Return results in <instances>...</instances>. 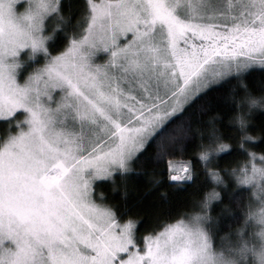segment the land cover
Listing matches in <instances>:
<instances>
[{"label":"snow or ice","instance_id":"snow-or-ice-1","mask_svg":"<svg viewBox=\"0 0 264 264\" xmlns=\"http://www.w3.org/2000/svg\"><path fill=\"white\" fill-rule=\"evenodd\" d=\"M62 10L61 0H0V264H264V156L217 167L232 147L226 135L244 151L258 138L249 133L264 89L253 92L247 74L264 69V0H84L78 31L53 54L49 22L66 31ZM37 54L43 62L19 80ZM226 78L235 83L218 97L230 130L220 110L194 126L186 110ZM193 137L200 179L213 187L199 211L141 244L136 221H122L95 182L115 190L153 141L159 161ZM166 170L176 186L200 175L191 160L170 158ZM238 185L251 194L241 225L225 233L233 237L225 256L213 251L217 220L207 209Z\"/></svg>","mask_w":264,"mask_h":264},{"label":"trees","instance_id":"trees-1","mask_svg":"<svg viewBox=\"0 0 264 264\" xmlns=\"http://www.w3.org/2000/svg\"><path fill=\"white\" fill-rule=\"evenodd\" d=\"M63 6V16L67 20V30L62 31L61 28L54 30L52 37L47 41L50 49L55 52L62 50L66 45L68 38L74 31H77V18L81 14L84 0H61ZM24 56V55H23ZM24 59V58H23ZM43 56L38 57L30 62L24 61L20 68V78L26 75L35 64L42 63ZM27 70L25 73L24 70ZM22 70V71H21ZM227 82L221 81L214 86H210L206 90V95L201 97V100L196 101L185 112V117L191 119V123L195 126L207 115L220 110L222 112L221 124L222 131L227 133L231 126L225 122L228 120L229 113L223 112L218 94L227 93L234 80L227 79ZM247 80L255 93H259L264 89V69L259 66L251 68L247 74ZM202 102L208 103L211 111L208 113L199 112L198 105ZM184 118H179L173 121L166 130L168 135H176L179 131L177 125ZM254 123L250 129V135L258 138L251 141L247 146L246 151L239 147L238 137L228 139L225 137V142L232 145L229 150L219 154L218 168L244 167L245 161H248L250 166L252 162L251 153L255 152L256 161L261 156H264V137L260 134L264 131V110H257L253 117ZM4 122L0 120V131L3 130ZM195 138L188 139L185 142V147L181 149H169L170 155H165L163 159L157 161L156 155L160 150L158 141H153L148 146L147 150L140 154L133 164V169L138 171H131L127 173V179L121 183L119 176H117V187L112 188V182L107 179L98 180L95 182V192L99 197L103 194V200L109 205L120 209V219H132L137 223V237L142 243L144 234L158 230L165 222H174L175 220L188 217L189 213L199 211V202L203 199L206 192L213 187L212 183H205L200 177L203 176L201 165L197 155ZM174 160H191L194 171H199L200 175L191 183H185L183 186H176L168 180V173L166 170V161L168 159ZM223 175V173H222ZM124 190L125 195H121V190ZM228 190L221 191V198L219 201H213L210 205L209 214L216 218V239L219 247L226 248L232 241L231 235L225 236V233L231 230H237L244 219V211H242L246 198L251 194V188L247 185L236 186V191L229 195ZM252 199H256L252 197ZM227 206V207H225Z\"/></svg>","mask_w":264,"mask_h":264},{"label":"rangeland","instance_id":"rangeland-1","mask_svg":"<svg viewBox=\"0 0 264 264\" xmlns=\"http://www.w3.org/2000/svg\"><path fill=\"white\" fill-rule=\"evenodd\" d=\"M61 15H63V13H61ZM58 22H59V21H58L57 19H55V18H54L53 20H51V21L49 22V28H48V31L54 33L53 31L56 30V29H58V28L56 27V24H57ZM79 27H80V25H77V31H78ZM121 40L123 41V38H121ZM27 52H28V49H24V50H22V51L20 52V54H19V58H20V59L25 58V57L27 56ZM23 55H24V56H23ZM40 56L42 57L43 55H42V54H37V56L28 57V58L25 60V61L28 62V66H27V68H29L30 62H33L34 59H36V58H38V57H40ZM104 58H105V57H104V54H103V53H98V54H97V59L102 60V59H104ZM27 70H28V69L24 70L25 73H27ZM21 71H22V70H21ZM24 76H25V74H24ZM24 76H22V77L20 78V69H19V70H18V73H17V78H18L19 80H22V79L24 78ZM256 162L259 163V160H257ZM182 219H187V217H182ZM257 230H258V229H257ZM141 244H142V243H141ZM225 249H228V246H227Z\"/></svg>","mask_w":264,"mask_h":264},{"label":"clouds","instance_id":"clouds-1","mask_svg":"<svg viewBox=\"0 0 264 264\" xmlns=\"http://www.w3.org/2000/svg\"><path fill=\"white\" fill-rule=\"evenodd\" d=\"M209 210H210V205H209L207 211L209 212ZM213 251H214L215 253H221V254H224L225 256H227V255L230 254V253L228 252V249H225L224 247H217V248L213 249ZM235 264H241V262H240L239 260H237V261L235 262Z\"/></svg>","mask_w":264,"mask_h":264}]
</instances>
